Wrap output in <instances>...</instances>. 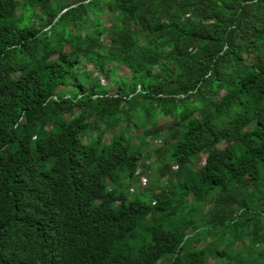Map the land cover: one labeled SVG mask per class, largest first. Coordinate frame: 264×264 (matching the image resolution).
<instances>
[{"label":"trees","instance_id":"obj_1","mask_svg":"<svg viewBox=\"0 0 264 264\" xmlns=\"http://www.w3.org/2000/svg\"><path fill=\"white\" fill-rule=\"evenodd\" d=\"M262 222L264 0H0V264H264Z\"/></svg>","mask_w":264,"mask_h":264},{"label":"rangeland","instance_id":"obj_2","mask_svg":"<svg viewBox=\"0 0 264 264\" xmlns=\"http://www.w3.org/2000/svg\"><path fill=\"white\" fill-rule=\"evenodd\" d=\"M105 26H107V24H105ZM89 65L87 66V69H89ZM93 75H95V74H93ZM121 75H124V73L123 72H120L119 71V73L117 74V76H119V77H121ZM101 84H102V86L103 87H107V88H110V89H112V83L110 82V81H103V80H101ZM148 159H146V162H149V161H154V154H153V152L152 151H150V153H149V155H148V157H147ZM203 164V162H201L200 163V165H202ZM156 167H157V165H156ZM144 176H146L145 174L138 180V182L137 183H134L133 185H131L130 187H129V189L128 190H130V191H133V190H135V189H137V188H139L140 189V191H143L146 187V183H147V177H144ZM168 183H170V180H168L166 177L165 178H163L162 180L160 179V182L159 183H157L160 187H164V186H166ZM153 185H156L155 183L153 184ZM152 185V186H153ZM149 186V185H148ZM148 188H150V186L148 187ZM212 205H213V200H211V199H209V201H207V203L205 204V205H203V209H202V204H200V205H198L196 208H197V211H196V214H195V216H200V214H199V212L202 210V218L203 219H205V220H209V218H210V212H211V207H212ZM233 210H235V207H233ZM199 211V212H198ZM192 218V217H191ZM262 226H263V229H262V232L264 233V222H262ZM196 226H193V228H189V229H187L186 230V234H187V236H193V234L195 233V231H196V228H195ZM231 234V233H230ZM230 234H227V235H225V236H223V239L221 240L222 242H223V244H225V245H227V241L229 240V239H231V235ZM144 236V231L143 230H140L139 231V240H137V241H134V242H132L131 244H136V243H138V242H140V241H142V237ZM221 237V236H220ZM212 238H214V237H206V238H204V239H201L198 243H197V246H202V245H205V244H207L208 242H210V241H212ZM219 238V237H218ZM243 241V243H245L246 245L248 244V240H242ZM239 244V245H238ZM220 246V245H219ZM231 248H232V250H231ZM231 248H229V247H227V249L225 250L226 251V253H227V255H230L231 253L232 254H235L234 252H237L239 255H240V258H242L243 259V261L245 262L246 260L248 261L249 259H250V255L248 254L249 252H250V250H248L246 247H243V246H241V244L240 243H236V244H234V246L233 247H231ZM211 262H212V260H210ZM217 262V259H215V260H213V262ZM210 262V263H211ZM231 264H233V263H231Z\"/></svg>","mask_w":264,"mask_h":264}]
</instances>
